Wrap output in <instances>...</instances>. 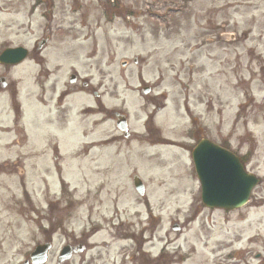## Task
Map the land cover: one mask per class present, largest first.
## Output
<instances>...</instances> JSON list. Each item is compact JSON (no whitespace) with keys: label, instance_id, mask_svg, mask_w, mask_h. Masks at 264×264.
Masks as SVG:
<instances>
[{"label":"rangeland","instance_id":"rangeland-1","mask_svg":"<svg viewBox=\"0 0 264 264\" xmlns=\"http://www.w3.org/2000/svg\"><path fill=\"white\" fill-rule=\"evenodd\" d=\"M46 36L50 39L42 47L44 62L36 65L37 53L32 51L9 75L18 84L24 81L25 88L19 89L24 96L38 100L47 79L40 68L46 66L54 70L48 80L57 81V91L73 71L95 87L105 79L109 87L104 101L128 115L132 132L145 131V101L137 91L141 85L153 86V96L159 105L166 100V109L156 116L148 136L144 133L121 146L109 143L88 152L83 144L113 138L112 121L92 130L86 120L78 123V132L63 131L58 142L63 185L52 165L42 170L45 160L40 155L46 148L33 147V158L19 161L31 208L19 209L24 196L19 177L10 183L0 178V264H19L42 243L43 226L57 232L44 264H58L61 246L80 241L73 232L81 235L95 226L91 221L100 224L101 232L82 243L85 251L65 264H113L122 251L132 258L130 264H228L223 255L211 253L213 245L227 240H233L238 251L231 264H264V0H0V52L8 46L37 48ZM82 98L71 103L72 117L83 102L89 103ZM32 99L24 98L31 140L53 150L54 140L42 138L43 124ZM192 123L207 128H198V134L206 133L238 154L262 181L240 210L229 216L206 212L187 229L190 204L201 202L200 185L188 146L178 144L191 141L187 126ZM158 133L168 139L165 146L156 140ZM17 149L0 146V161L14 157ZM43 173L49 178L47 188ZM134 173L147 187L146 196L134 191ZM116 192L121 193L117 211ZM100 197L103 209H86ZM74 199L84 204L72 206L71 219L58 225L44 220L48 202L65 208ZM109 219L127 227L115 242ZM147 223L149 230L142 236ZM176 224L180 231L173 229ZM164 244L167 249H161Z\"/></svg>","mask_w":264,"mask_h":264},{"label":"flooded vegetation","instance_id":"flooded-vegetation-1","mask_svg":"<svg viewBox=\"0 0 264 264\" xmlns=\"http://www.w3.org/2000/svg\"><path fill=\"white\" fill-rule=\"evenodd\" d=\"M3 68L6 70L5 73H8L9 70L11 69L10 66H3ZM12 86H14V82L9 81L6 77V74H3L2 77L0 76V94L4 92L6 93L8 89H10ZM99 87L102 88L103 86L100 85ZM145 87L150 89L149 93L145 94L144 96L145 97L144 100L147 101L146 105L147 104L153 105L152 106L153 109L146 115V120L144 122L145 131L148 132V131H151L152 129L154 117L158 114V112H160L163 109L164 106L157 104V101H156L157 98L155 96H152V88L149 86H145ZM56 92H55V87L53 85H50L49 89L48 87H45L43 85V90H42L41 100H40L41 105H42V110H41V113H37L38 115L37 117L38 119H41L42 124H43V128L41 132L43 133L42 138H44V141H46V138L49 137L50 139L54 140L53 142L54 144H56L55 149L53 150L51 149V154L47 155L46 158L49 162L54 163L53 165H54L55 173L58 175L60 179V182H59L60 184L63 185L64 180H63V174H62L63 169L61 168V166L58 165V158H59L58 136L60 137L62 135V132L66 130L70 124V116H69L70 109L68 107H65V100L67 102V98H73L79 94L92 96V99H94L93 102L95 106L94 107L88 106V107L83 108L81 112L79 113V116L82 117L80 121L82 124H85L86 120H88L90 116H93L96 113H99V114L102 113L103 117L99 121H101L103 118H104L102 121L103 123H105L108 120L112 121L114 125V129L118 132V135H116L113 139H111L110 142H116L120 146L121 143L126 142L128 140L130 141L133 138H142L140 134L136 132H131L127 128H126L127 129L126 131H120L118 129L117 119L119 115H122V114L120 112L109 110V108L104 104L102 100V97L105 93L104 90L102 93H99L98 91L94 89V87L89 82L82 81L81 86L78 83H74L73 85L67 86L65 90L59 93H56ZM16 98H17V92H15L14 95H12L13 106L14 107L17 106V108L20 109L21 103H18L15 100ZM96 109H97V112L95 113ZM18 112L19 110H17L16 113L11 116V121L9 122L8 125L3 126L5 125V123H0V143H2L4 146L15 145L21 142H22V145H25L27 144L28 140L32 137L30 130L33 128L31 127L28 128L29 125L27 123L26 115L25 116L23 114L19 115ZM90 126L94 130V128L97 126V123L90 122ZM195 129L196 128L193 127L189 129L188 131L192 133L194 132ZM14 130L20 132V134L17 135V139L14 140V142L12 143V138H11L10 133L14 132ZM83 134H86V133H83ZM59 141H60V138H59ZM106 143H107L106 139L100 140L98 142H90V150L95 149L98 146L100 147L105 146ZM88 152H89V149H88ZM8 167L10 166H8L7 163H5V166L4 165L0 166V175H3L5 177H10L14 175L15 170L12 168H8ZM116 193L117 195H115V197L113 198L114 208H117V204L120 200V194H121L119 192H116ZM82 204L84 203L82 202ZM48 205H49L48 212L49 211L50 212L48 213L47 220L50 222L51 221L54 222L55 220L56 221L62 220L65 208H63V206L56 208V204L51 203V202H49ZM103 206H104V200L100 197V199L95 201V203H93L92 205H89L86 209L89 210L90 212H93L97 208L102 209ZM191 210H192V213L194 212V215L192 219L189 220L190 223L195 219V217L201 215V212H200L201 209L193 207ZM123 226H124L123 224H119L118 226H116L117 227L116 228L115 224L112 223L111 229L112 230L114 229L115 231V229L119 230L120 228H123ZM101 230L102 229L98 227H94V229L87 234L83 233L82 235H77V236H81L80 241H75V243L76 242L80 243V244H77V245H80L78 246L79 250L77 251L80 252L81 250V252H84L85 246H83L82 244L83 240L93 238L95 235L100 233ZM56 235L57 234L55 233L54 230L44 229L42 238L44 239V241L50 242L53 239H55ZM118 236L119 235L117 234L113 235V239H116ZM104 247H108V245L104 244ZM213 251L217 253L226 252V255L228 258L234 257L238 253L237 251L233 249V240L218 241L216 245L213 247Z\"/></svg>","mask_w":264,"mask_h":264},{"label":"water","instance_id":"water-1","mask_svg":"<svg viewBox=\"0 0 264 264\" xmlns=\"http://www.w3.org/2000/svg\"><path fill=\"white\" fill-rule=\"evenodd\" d=\"M27 56V51L23 48H15V49H7L3 52V54L0 56V60L4 63L9 64H18L22 60L25 59ZM201 145H208L211 146L215 151L213 153V158H226L227 161L234 164L236 167L243 170L246 177H249L246 184L242 189H235V190H229V191H219L217 194H212L209 188V184L207 179H205L204 172L201 169L200 164L197 163L195 160V151L197 148H199ZM193 152V159L196 166V171L198 174V177L200 179V182L202 184V200L204 204L210 207H217V208H223L227 210H233L236 208L241 207L245 204V202L248 200L251 190L253 187L259 182V179H257L255 176L248 174L243 165L241 164L239 158L235 156L233 153H231L228 150H225L223 148H220L214 144H211L210 142H202ZM197 160L200 158V150L197 149ZM134 183L137 188V191L142 194L143 187L141 183V180L135 176L134 177ZM45 251L44 247H41L38 249V258L40 261L43 257V252ZM43 253V254H42Z\"/></svg>","mask_w":264,"mask_h":264},{"label":"snow or ice","instance_id":"snow-or-ice-1","mask_svg":"<svg viewBox=\"0 0 264 264\" xmlns=\"http://www.w3.org/2000/svg\"><path fill=\"white\" fill-rule=\"evenodd\" d=\"M197 149L200 150V158L197 160ZM195 151V160L200 164L207 179L212 194L219 191L242 189L249 177L243 170L227 161L226 158H213L214 149L208 145H201Z\"/></svg>","mask_w":264,"mask_h":264}]
</instances>
